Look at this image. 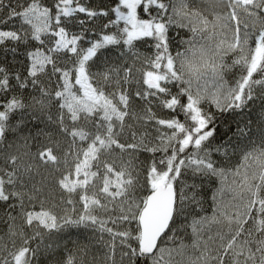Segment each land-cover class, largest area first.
Returning a JSON list of instances; mask_svg holds the SVG:
<instances>
[{
	"label": "snow or ice",
	"instance_id": "snow-or-ice-1",
	"mask_svg": "<svg viewBox=\"0 0 264 264\" xmlns=\"http://www.w3.org/2000/svg\"><path fill=\"white\" fill-rule=\"evenodd\" d=\"M12 5L0 0V51L27 64L0 63V222L13 238L0 264H33V240L70 228L91 229L111 264L117 251L119 264H264V0H228L223 11L213 0ZM257 101L254 124L243 116ZM28 124L44 127L33 136ZM51 126L71 140L63 161ZM40 136L54 146L33 159L59 171L60 211L29 210L42 192L24 157ZM117 151L127 154L119 167ZM212 185V215H200ZM86 248L49 255L89 264Z\"/></svg>",
	"mask_w": 264,
	"mask_h": 264
},
{
	"label": "trees",
	"instance_id": "trees-1",
	"mask_svg": "<svg viewBox=\"0 0 264 264\" xmlns=\"http://www.w3.org/2000/svg\"><path fill=\"white\" fill-rule=\"evenodd\" d=\"M7 2V0H6ZM50 3L51 0H48ZM86 3H91L92 5H100L102 3L107 4L111 3V0H85ZM15 6V0H13V5ZM6 16V10H5ZM12 25L6 24L3 25L5 29L11 27ZM173 37L175 39L184 38L185 31L183 30H174ZM140 51L151 54L153 51L151 48L146 47L143 44L139 45ZM114 58V57H113ZM20 61H24V57L17 55L15 60L12 59L10 55H5L2 51H0V63L7 65V67L12 70H21ZM230 63V60H229ZM24 64H27V61H24ZM144 67L143 58L137 61L135 68L133 69V77L134 79H139L141 77V73L136 71V69H141ZM239 75L238 68H232L225 73V79L229 80L230 82L234 80ZM135 85H133V91H135ZM27 94V93H25ZM143 105L139 100H135L132 104V107L136 110H140ZM261 102L257 101L254 106L251 107L250 110H246V114L243 116V119L252 121L254 124H259L261 119ZM154 111L157 112L158 115L164 116L167 115V112H161L158 107H154ZM44 125H37L33 126L32 124L27 125V129L31 130V134L33 136L36 135V131L38 128H43ZM46 131H51L53 136L51 138L52 142L58 144V147H54V154L58 155L61 158V161L64 159V154L69 150L71 145V140L68 137L63 136L59 133L58 129L54 126L49 127ZM13 139V137H9V140ZM49 141V139L45 136H40L34 140H29V156L24 157L26 163L33 164L34 167L32 172L30 173L31 181L29 183V187L31 184H35L37 188L41 189L42 195L39 196L38 199L33 201V204L29 206V210L33 211H41V203H43V210L53 209L55 211H60L62 205V201L67 197V193H62L61 190L56 186L55 180L59 176V171H56L55 166L49 165H42L39 163L38 160H34L33 157L35 156L38 151L42 150L45 147L54 146L53 143ZM23 151V150H22ZM67 159L69 161L72 160V156L68 155ZM110 159H114L117 167H119L122 163V160L127 159V154L121 157L117 151V153L113 154ZM141 160L146 159L145 155L140 156ZM4 162L0 161V165H3ZM71 167V164L68 165ZM61 171L64 170L65 166L63 162L59 165ZM27 179V178H26ZM216 185L210 186L209 190L207 191V199L205 203V211L201 212L200 215L203 216H211L213 210V203L211 200V190L214 189ZM75 196V194H73ZM79 208V205H77ZM4 206L0 204V213L4 211ZM17 225L21 223L20 219L16 221ZM184 239L185 243L191 242V232L188 230L187 232L181 230L178 233ZM96 234L91 229L85 228H70L66 229L60 233H53L51 237H45L43 240L40 238H36L31 242L32 247H36L38 244L41 246V251L37 255V257L33 260V264H52L53 257L49 255V253L54 249L56 252L57 257L64 256L67 257L69 253L75 252L77 246H84L87 245L85 250L86 259L89 261V264H111V261L107 259L106 253L108 249L100 243H96L95 241ZM107 239V236H105ZM12 240L13 238L8 235V224L7 221L0 222V244L5 246L8 250H12ZM18 243V241H17ZM117 243H119L117 241ZM48 245H51L52 248H48L47 251L45 249ZM117 264H119V251H117L115 257ZM178 259V258H177ZM125 264L127 262L125 261Z\"/></svg>",
	"mask_w": 264,
	"mask_h": 264
},
{
	"label": "clouds",
	"instance_id": "clouds-1",
	"mask_svg": "<svg viewBox=\"0 0 264 264\" xmlns=\"http://www.w3.org/2000/svg\"><path fill=\"white\" fill-rule=\"evenodd\" d=\"M218 11H223L227 7L228 0H213Z\"/></svg>",
	"mask_w": 264,
	"mask_h": 264
}]
</instances>
